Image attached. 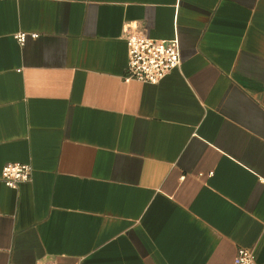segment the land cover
I'll return each instance as SVG.
<instances>
[{"label": "crops", "instance_id": "0c3cea01", "mask_svg": "<svg viewBox=\"0 0 264 264\" xmlns=\"http://www.w3.org/2000/svg\"><path fill=\"white\" fill-rule=\"evenodd\" d=\"M128 29L176 38L179 68L125 82ZM240 249L264 264V0H0V264Z\"/></svg>", "mask_w": 264, "mask_h": 264}, {"label": "built area", "instance_id": "2783aa9c", "mask_svg": "<svg viewBox=\"0 0 264 264\" xmlns=\"http://www.w3.org/2000/svg\"><path fill=\"white\" fill-rule=\"evenodd\" d=\"M32 37H37L32 35ZM23 45L27 34L20 33L15 36ZM128 47V65L124 80L156 85L160 83L173 70L181 65V54L178 40H155L144 36L132 29L125 31ZM31 167L24 164H6L1 173V181L11 189L31 179ZM235 264H255L252 252L240 249Z\"/></svg>", "mask_w": 264, "mask_h": 264}]
</instances>
